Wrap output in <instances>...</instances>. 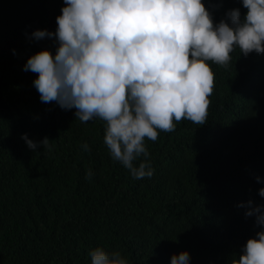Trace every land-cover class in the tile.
I'll use <instances>...</instances> for the list:
<instances>
[{
    "label": "trees",
    "instance_id": "16d2710c",
    "mask_svg": "<svg viewBox=\"0 0 264 264\" xmlns=\"http://www.w3.org/2000/svg\"><path fill=\"white\" fill-rule=\"evenodd\" d=\"M204 2L216 23L247 11L242 0ZM63 6L0 0V264H90L98 246L129 264H170L182 251L191 264H231L260 230L240 205L264 204V54L237 49L227 68L209 62L206 123L181 119L146 140L154 174L136 180L111 159L102 120L41 102L37 74L23 70L31 55L55 53L53 39L30 37L54 32Z\"/></svg>",
    "mask_w": 264,
    "mask_h": 264
},
{
    "label": "clouds",
    "instance_id": "9594fccd",
    "mask_svg": "<svg viewBox=\"0 0 264 264\" xmlns=\"http://www.w3.org/2000/svg\"><path fill=\"white\" fill-rule=\"evenodd\" d=\"M63 3L55 31L37 29L30 37L53 39L55 53L31 55L23 70L37 74L33 86L41 102L75 109L81 123L102 120L111 159L136 180L154 174L146 140L173 132L181 119L206 123L214 87L209 62L227 68L237 49L244 56L264 54V0H242L246 14L230 9L218 23L204 0ZM22 139L38 147L27 134ZM81 147L90 150L86 142ZM92 175L89 170L86 178ZM258 194L264 197V187ZM240 207L260 230L231 264H264V204L249 200ZM88 255L90 264H129L120 251L100 246ZM170 264H191L190 252L173 254Z\"/></svg>",
    "mask_w": 264,
    "mask_h": 264
}]
</instances>
